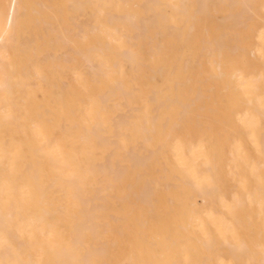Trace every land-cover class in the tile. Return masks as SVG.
<instances>
[{
	"label": "bare ground",
	"instance_id": "6f19581e",
	"mask_svg": "<svg viewBox=\"0 0 264 264\" xmlns=\"http://www.w3.org/2000/svg\"><path fill=\"white\" fill-rule=\"evenodd\" d=\"M0 264H264V0H0Z\"/></svg>",
	"mask_w": 264,
	"mask_h": 264
}]
</instances>
